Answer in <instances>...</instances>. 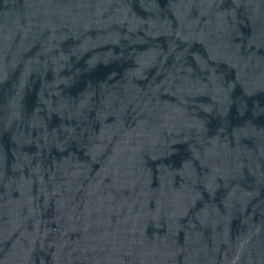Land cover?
<instances>
[{"label":"water","instance_id":"95a60500","mask_svg":"<svg viewBox=\"0 0 264 264\" xmlns=\"http://www.w3.org/2000/svg\"><path fill=\"white\" fill-rule=\"evenodd\" d=\"M0 264H264V0H0Z\"/></svg>","mask_w":264,"mask_h":264}]
</instances>
